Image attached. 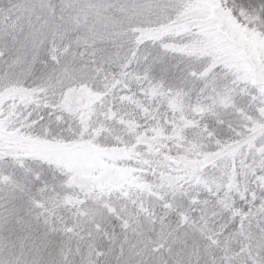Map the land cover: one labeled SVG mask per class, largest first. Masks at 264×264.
I'll list each match as a JSON object with an SVG mask.
<instances>
[{"label":"snow or ice","instance_id":"obj_1","mask_svg":"<svg viewBox=\"0 0 264 264\" xmlns=\"http://www.w3.org/2000/svg\"><path fill=\"white\" fill-rule=\"evenodd\" d=\"M0 264H264V0H0Z\"/></svg>","mask_w":264,"mask_h":264}]
</instances>
